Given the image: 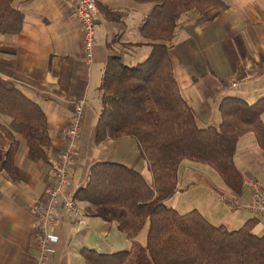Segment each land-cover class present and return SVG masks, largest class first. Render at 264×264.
I'll list each match as a JSON object with an SVG mask.
<instances>
[{"label": "crops", "instance_id": "0c3cea01", "mask_svg": "<svg viewBox=\"0 0 264 264\" xmlns=\"http://www.w3.org/2000/svg\"><path fill=\"white\" fill-rule=\"evenodd\" d=\"M223 1L227 5L223 11L210 8L202 14L183 15L173 39L175 76L201 127L221 123L220 103L226 96L243 97L250 103L264 97V0ZM142 4L145 3L133 0H98L95 53L88 61L84 33L74 16L72 0L13 1V6L24 14V23L18 34L0 33V75L18 83L25 95L41 105L51 145L48 162L32 161L27 142L19 136L15 157L19 181H12L0 168V264H41L39 218L32 206L45 203L53 186L52 166L62 154L65 130L78 101L85 100L86 108L68 190L76 193L84 186L91 165L98 161L126 164L152 181L136 138L96 141L103 105L99 87L107 59L118 55L126 63L136 64L150 52L140 26L153 3ZM9 144L7 139L0 142L3 149ZM235 162L245 177L264 178V153L253 133L240 137ZM206 165L182 161L178 170L180 190L168 204L179 210L182 196L206 188L216 198H202V202L207 200L201 205L190 195L183 203L184 212L197 208L211 222L232 229L233 225L257 217L253 232L264 234V217L248 209V187L244 185L243 194L235 197L225 183L222 188L205 171ZM206 173L213 176V182ZM230 197L236 198L240 206H229ZM51 229L60 241L46 264H87L81 253L84 247L108 249L105 252L130 247V240L115 222L87 216V224L77 229L62 206L57 208Z\"/></svg>", "mask_w": 264, "mask_h": 264}, {"label": "trees", "instance_id": "16d2710c", "mask_svg": "<svg viewBox=\"0 0 264 264\" xmlns=\"http://www.w3.org/2000/svg\"><path fill=\"white\" fill-rule=\"evenodd\" d=\"M14 0H0V33L18 34L24 14ZM153 3L140 26L151 49L147 57L128 64L118 55L104 66L99 87L103 102L96 141L134 137L148 162L152 181L126 164L98 161L74 197L89 217L115 222L130 247L101 252L84 247L87 264H264V234L253 228L257 217L240 228L215 224L194 208L180 212L168 201L180 190L178 170L184 160L208 164L236 196L243 194L245 176L235 162L241 136L253 133L264 153V97L254 103L226 96L220 103L222 121L201 127L181 93L171 55L183 15L226 9L223 0H133ZM138 45V44H137ZM32 161H49L51 136L41 105L25 95L15 81L0 75V168L14 182L20 176L15 157L20 138ZM257 215V214H256ZM148 222L147 243L138 236Z\"/></svg>", "mask_w": 264, "mask_h": 264}, {"label": "built area", "instance_id": "2783aa9c", "mask_svg": "<svg viewBox=\"0 0 264 264\" xmlns=\"http://www.w3.org/2000/svg\"><path fill=\"white\" fill-rule=\"evenodd\" d=\"M75 18L80 22L84 33V52L88 61L94 57L96 20L100 15L98 0H72ZM237 83L234 84L236 86ZM86 101L76 103L69 124L65 130V145L60 158L52 166L53 186L48 192L45 203L36 204L32 207L38 213L40 262L46 264L56 251L60 236L54 233L51 225L57 217V208L62 206L77 229L87 224V215L75 200V193L68 190L71 184V171L76 165L79 154L78 142L81 136ZM244 185L250 190V202L248 209L257 215L264 217V190L259 179L245 177ZM223 200L226 198L222 197ZM236 199V198H235ZM229 206L239 207L240 203L229 200ZM237 204V205H236Z\"/></svg>", "mask_w": 264, "mask_h": 264}, {"label": "rangeland", "instance_id": "374dc122", "mask_svg": "<svg viewBox=\"0 0 264 264\" xmlns=\"http://www.w3.org/2000/svg\"><path fill=\"white\" fill-rule=\"evenodd\" d=\"M150 3H145V4H142V5H149ZM190 161V160H189ZM206 170L205 171H207V172H210L214 177H215V179H216V181H217V183H219V185L222 187V188H225L224 186H223V184H224V182H223V180H222V178H221V176L218 174V172L213 168V167H211V166H209V165H206ZM206 174H209V173H206ZM211 174H209L210 175V177H211V179H212V182L214 181V179H213V176L211 175ZM210 179V180H211ZM259 180H260V182H261V184H262V186L264 187V178H262V177H259ZM223 183V184H222ZM190 195L191 196H193V199L194 200H198L199 199V201L200 202H202V198H208V200H211L212 198L213 199H215L216 197H214V195L213 194H211V192L208 190V189H206L205 188V190L204 189H200L199 191H196V190H194V191H192V192H190ZM182 196L180 199H181V201H180V204H179V206H180V208L181 209H179L180 210V212H184L186 209H185V206H186V204H183V203H185V202H187L188 201V197L190 198L191 196ZM209 195V196H208ZM211 198V199H210ZM207 199H205L202 203H201V205L204 203H206L205 201H206ZM229 200H232V201H235L236 199L235 198H233V197H230L229 198ZM210 202V201H209ZM208 203V202H207ZM83 205H84V203H83ZM237 205V204H236ZM254 214V213H253ZM239 223V220H237V222L235 223V224H238ZM244 224V223H243ZM242 223H240V224H238V225H233V227L236 229V228H240L242 225H243ZM147 233H148V222L145 224V226L143 227V229H142V231L140 232V234H139V236H138V239H139V241L141 242V243H143V244H146L147 243ZM113 237H110V240H113L112 239ZM120 250H121V248H120ZM100 251L101 252H105V251H108V249H105V248H102V249H100Z\"/></svg>", "mask_w": 264, "mask_h": 264}]
</instances>
